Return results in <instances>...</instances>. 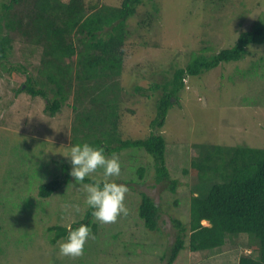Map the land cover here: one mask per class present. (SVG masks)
I'll use <instances>...</instances> for the list:
<instances>
[{"label":"trees","instance_id":"16d2710c","mask_svg":"<svg viewBox=\"0 0 264 264\" xmlns=\"http://www.w3.org/2000/svg\"><path fill=\"white\" fill-rule=\"evenodd\" d=\"M158 1L161 0H119L118 5H109L102 0H0V65L8 72V79L22 77L16 94L26 92L33 97L46 99L45 112L50 116L59 113L64 105L70 104L69 101L73 102V144L88 142L103 147L106 155L115 153L122 168L125 166V173L128 172L127 166L131 165L127 163L133 158L130 154L149 155L153 164L134 167L136 178L131 184H146L153 168L156 183L166 185L175 194L179 181L172 179L167 158L170 159L171 152L187 155L189 146L168 143L161 132L152 133L146 139L125 138L122 128L128 117L123 111L126 95L124 97V89L117 81L126 65L127 47L132 42L129 23L139 16L138 27L150 32L156 18L155 12L160 10ZM224 2L211 0V3L218 5ZM142 8L148 9L140 13L139 9ZM203 11L206 13L207 10ZM15 38L40 49V63L35 72L22 64L9 68L6 66ZM263 43L264 16L255 21L251 28L243 30L230 47L218 51H214L213 47H202L199 53L191 54L186 66L166 71V75H170L163 83H153L147 89L135 86L134 91L144 98L141 105L145 104L146 98L153 99L150 105H155V117L151 121V128H163L170 109L179 106L188 78L203 76L223 64L242 61L246 59L249 45ZM125 112L131 110L126 109ZM198 149L199 154L190 156L189 167L184 170V174H191L199 181L195 185L196 193L191 195L187 204L188 219H172L175 227L174 243L169 245L168 253L162 256L157 254L156 260L165 264H183L179 258L185 251L187 255L198 252V255L208 259L216 250L223 248L228 240L234 243L237 238L246 236L252 251L249 254L242 253L238 264H264V149L248 145L207 144H200ZM24 165H27L28 170L24 169ZM30 165L27 160L21 167L11 165L6 177L19 169L25 182H15L18 189L14 190L13 182L6 179L2 187L3 197L9 194L22 200L24 208L33 204L29 196L34 194V185L40 173L35 172L40 165H36L33 170ZM63 171H68L65 179L56 177L39 184L38 197L41 201L34 204L48 202V198L74 180L69 175L68 164H63ZM109 179L112 180L111 177ZM94 180L101 179L86 177L82 183ZM131 184L132 190L128 189L124 199L127 215H121L115 222L108 224L93 220L92 210L85 203L84 189L77 186L75 190L79 193L78 197H71L66 191L61 193L56 200L61 213L66 215L69 212L62 208L70 207L68 199L72 203L77 199L72 208L76 210L78 206L79 211L76 210L72 216L73 222L66 220L71 224L69 227L67 222L57 219L58 223L48 228L52 233L50 245L56 247L60 255L58 241L83 223L91 227L93 239L101 246V253L108 256L104 264L111 263L112 257H115V262L126 264L121 263L118 255L111 254L113 248L118 247L116 241L131 232L120 227L121 219L128 216L129 210L137 211L135 228H129L134 229L135 234L144 233L145 249L149 241L147 234L155 235L160 230L159 219L162 215L161 207L154 198L145 191L134 190ZM178 203L174 202L175 205ZM82 211L84 214L80 216ZM205 222L208 224L205 225ZM150 241V251H153L156 244L152 237ZM87 244L88 241L84 253L88 256L86 259L79 256V263L95 264L87 251ZM127 246L128 243L124 245ZM65 264L70 262L66 261Z\"/></svg>","mask_w":264,"mask_h":264},{"label":"rangeland","instance_id":"374dc122","mask_svg":"<svg viewBox=\"0 0 264 264\" xmlns=\"http://www.w3.org/2000/svg\"><path fill=\"white\" fill-rule=\"evenodd\" d=\"M102 1L109 5L119 3V0ZM153 4L156 5L155 2ZM158 4L160 10L155 12L156 18L150 32L138 27L139 16L129 23L132 42L127 47L123 73L117 78L124 89V97L126 95L123 111L128 116V127L125 124L122 129L124 137L132 139H146L152 133L161 132L168 143L188 145L190 152L187 151L189 157L171 152L170 159L167 158L172 179L179 181L175 194L166 185L156 183L153 168L146 184H131L136 178L134 167L153 164L149 155L130 154L133 162L127 163L131 164L127 166L128 172H124L123 165L120 175L111 177L117 183L127 185L128 189L131 184L134 190L145 191L161 207L160 230L155 235L147 234L149 241L145 249L144 233L135 234L134 229L129 228H135L137 211L129 210L128 216L121 219V225L120 220L117 223L131 232L116 241L118 247L115 246L111 254L118 255L121 263L126 264H165L156 259L158 255L168 253L169 245L174 243L175 227L172 219H188L187 204L191 195L196 193L195 185L199 181L191 174H184V170L189 167L190 156L199 154L200 144L248 145L264 149V43L249 45L246 59L242 61L223 64L203 76L188 78L179 106L170 109L162 131L150 126L155 117V105H150L153 99L146 98L145 104L141 105L144 98L134 91L138 85L147 89L153 83H163L170 75L167 76L166 71L186 66L191 54L199 53L202 47H213L214 51L230 47L243 30L251 28L255 21L264 16V0H225L219 5L211 3V0H161ZM145 9L148 8L139 9L140 13H144ZM203 9L207 10L206 13ZM40 57V49L15 38L6 66L9 68L22 64L35 72ZM8 77V72L0 65V264H65L66 261L80 264L78 257H60L56 247L50 245L52 233L48 228L58 223L57 219L62 222L74 219L72 216L76 210L72 204H76L77 199L74 203L68 199L70 207H62L64 211H69L66 215L56 206V200L64 191L71 197H78L79 193L75 189L77 186L84 189L85 183L76 184L72 180L43 204H39L41 200L38 197L39 184L56 177L65 179L68 171H63V164L71 167L69 158L62 154L66 155L65 148L73 144L74 104L69 101L70 104L64 105L59 113L50 116L45 112L46 99L33 97L26 92L16 94L23 79ZM126 109L131 112L126 113ZM25 160L31 163L32 170L40 165L39 169H35V172H40L39 180L34 185V194L29 196L33 204L26 208L22 200L12 195L3 197L2 188L6 179L13 182L14 190L18 189L15 182H25L19 169L6 177L11 165L21 167ZM24 169L28 170L27 165H24ZM92 176L104 179L100 170ZM125 195H128V191ZM175 201L179 203L175 205ZM83 214L84 211L80 216ZM68 222L69 227L71 224ZM151 237L156 244L153 251H150L149 246ZM95 241L93 238L88 240L87 251L92 256V262L104 264L108 256L101 253V246ZM126 243L129 249L128 246L124 247ZM251 251L248 238L241 236L234 243L228 240L223 248L216 250L208 259L198 255V252L187 255L185 251L181 253L179 261L183 264H238L240 255ZM87 256L84 253L82 258L86 259ZM112 258L109 264H119L115 262V257Z\"/></svg>","mask_w":264,"mask_h":264},{"label":"clouds","instance_id":"9594fccd","mask_svg":"<svg viewBox=\"0 0 264 264\" xmlns=\"http://www.w3.org/2000/svg\"><path fill=\"white\" fill-rule=\"evenodd\" d=\"M65 149L67 154L62 155L69 158V175L74 178L76 184L83 182L86 177H91L98 170L102 172L103 180H94L83 185L86 192L85 203L92 210L93 220L108 224L115 222L121 215H127L128 210L124 204L127 185L109 179L118 177L121 173L119 157L115 153L106 155L103 147L88 142L75 143ZM76 210L79 211L78 206ZM207 224L208 222L205 225ZM92 238L94 233L91 227L81 223L71 229L66 238L58 241L60 255L73 258L83 255L85 244Z\"/></svg>","mask_w":264,"mask_h":264}]
</instances>
